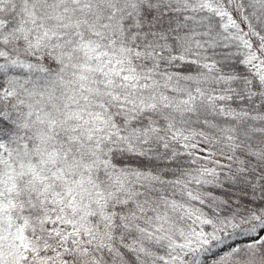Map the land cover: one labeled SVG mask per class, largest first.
<instances>
[{
  "label": "snow or ice",
  "instance_id": "snow-or-ice-1",
  "mask_svg": "<svg viewBox=\"0 0 264 264\" xmlns=\"http://www.w3.org/2000/svg\"><path fill=\"white\" fill-rule=\"evenodd\" d=\"M0 264H264V0H0Z\"/></svg>",
  "mask_w": 264,
  "mask_h": 264
}]
</instances>
